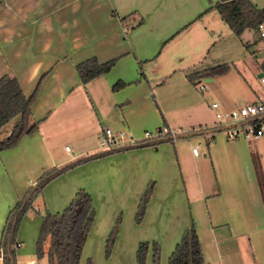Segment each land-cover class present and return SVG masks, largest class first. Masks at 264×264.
<instances>
[{"label":"crops","instance_id":"0c3cea01","mask_svg":"<svg viewBox=\"0 0 264 264\" xmlns=\"http://www.w3.org/2000/svg\"><path fill=\"white\" fill-rule=\"evenodd\" d=\"M251 1L264 6V0ZM210 2L0 0V76H15L26 96L34 94L30 109L33 119L39 120L33 133L0 150V222L5 208L25 195V174L39 177L46 168L101 153L59 173L45 185L43 196L47 209L60 211L77 188L90 192L95 198L93 220L99 242L120 213L115 240L121 247L114 251L112 262L135 264L137 243L156 239L160 264H168L176 242L193 220L206 263L264 264V203L252 159L253 145L244 139H228L221 126L203 129L204 120L214 112L211 106L197 101L179 110L185 114L178 124L196 130L188 142L204 139L202 162L195 160L199 150L182 156L177 150L178 138L110 150L98 146L104 126L127 128L139 137L143 130L158 128L161 117L166 126L182 128L167 120L166 102H160L155 87L175 71H179L176 75L182 77L184 89L190 87L197 95V90L204 93L209 88L220 108H232L238 100L255 97L257 92L235 88L232 67L221 75L187 77L209 66L202 60L221 19L215 9H209ZM137 13L153 15L158 22L150 36L133 23ZM175 30L189 32L186 38L190 39H184L171 53L161 49L159 53L161 40ZM92 56L102 62L114 58L115 63L83 84L75 65ZM162 59L167 60L164 70ZM117 81L124 85L114 89ZM189 158L194 160L190 163ZM259 165L264 178V161ZM151 182L144 221L129 225ZM45 240L43 254L47 257L49 238ZM30 260L37 264L31 258L22 261L28 264ZM150 262L151 249L146 256V263Z\"/></svg>","mask_w":264,"mask_h":264},{"label":"trees","instance_id":"16d2710c","mask_svg":"<svg viewBox=\"0 0 264 264\" xmlns=\"http://www.w3.org/2000/svg\"><path fill=\"white\" fill-rule=\"evenodd\" d=\"M210 8L218 12L221 19L236 36H240L245 29H252L253 33L258 35L257 39L262 40L258 34L257 26L260 22L264 21V6L258 7L251 0H217ZM114 63V58L102 62L92 56L78 62L75 65V70L80 81L85 84L92 78L106 73ZM230 68L226 64L188 73L187 77L190 80H194L196 77L221 75L227 73ZM123 85L124 82L117 81L112 87L118 89ZM33 98L34 94L26 96L23 93L15 76L10 74L0 76V130L6 123L13 122L8 134L0 138V150L16 145L23 135L31 134L37 129L39 120L33 119L30 109ZM216 127L219 128V125ZM187 131L194 132L196 130L190 129ZM187 131L186 133H188ZM164 140L172 139L169 136H163L152 140H143L132 146L156 144ZM99 155L101 153L70 162L63 167L50 168L36 179L35 185L30 186L22 199L8 212L0 237L2 264H16L15 247H17V242L14 238L20 218L27 207L32 204L34 196L41 191L45 183L75 164ZM252 159L254 162V157ZM254 168L264 203V178L259 172L258 164L256 165L254 163ZM152 189L153 184L151 182L147 185L139 199L136 209L137 221L143 215ZM93 216L94 210L91 195L82 188L78 189L74 197L61 211L55 213L45 211L42 214V224L37 241V253L39 255L43 254V241L48 237V264H79L81 251ZM118 223L119 220L115 222L107 239V252L113 243ZM149 249H151V262L149 264H160V245L156 241L152 242L151 246L148 241H140L138 243L136 248L137 264H147L146 256ZM88 264L90 263L88 262ZM168 264H209L204 260L200 240L193 220L190 221V224L184 229L179 241L176 242L168 257Z\"/></svg>","mask_w":264,"mask_h":264},{"label":"rangeland","instance_id":"374dc122","mask_svg":"<svg viewBox=\"0 0 264 264\" xmlns=\"http://www.w3.org/2000/svg\"><path fill=\"white\" fill-rule=\"evenodd\" d=\"M205 1H208V2L211 1L213 3L215 2V0H205ZM138 15H142V16H138ZM137 16L139 19L137 18ZM153 17H154L153 15H143V14L137 13L135 15V19L133 20V23L135 25L136 24L140 25L139 28L141 27V30H143V32L146 35L150 36L151 33H154L155 26L159 25L156 19H154ZM170 21L172 22L173 20L171 19ZM174 22L175 21H173V24ZM206 32L208 33V31ZM171 33L172 34H169V36L161 40L160 46L158 48L159 53L161 50H165V53H171V51H174L181 46L184 39H187V40L190 39V37L186 38L187 36L190 35V33L187 31L183 33V32H179V30L178 31L175 30ZM257 38H258V35L253 33L252 29H247L240 36H236L229 29L226 23H224L219 18L217 25L214 26V34H213V37L211 38L212 42L210 43L208 47V52H205L206 53L205 59L202 61H204L205 65L207 66L209 65L208 68L223 66L226 64L232 67L231 72L232 74H234L233 75L234 78H236V81L234 82V86L236 89L247 90L251 92V94L264 91V82L260 81V77H258L259 72L263 71L264 73V41L261 39H257ZM166 61L167 60H164V59L161 60V70H164V65ZM175 72H176L175 75H170L168 79H165L164 81H160V82L157 81L155 87L157 88L159 96L161 97L160 102L161 101H162L161 103H163V101L166 102L165 103V114H166L167 120L174 122L176 127L178 126L182 127L181 124H178V123L179 121L182 120L181 117L185 113L179 111L180 109L185 110L189 105L195 104L197 101L201 102L202 105L210 106L214 98L210 94L209 88H207L204 93H201L200 91L197 90L196 91L197 95L194 92L189 91L190 87H188V89H184L183 84L181 83L182 77H180L179 75H176L178 74L179 71H175ZM202 81L205 85L207 84V82L205 81V78H202ZM243 100L247 101L246 99H243ZM213 114L214 112L211 115H209L206 120H204L205 122H203L202 124V127L204 129L205 128L212 129L218 125ZM160 121H161L160 126L165 125L161 117H160ZM12 123L13 122L10 121L1 128L0 138L8 134V132L11 129ZM116 129H124L127 132L129 131L127 128H123V127L116 128ZM187 129H185L184 127L177 129L178 131H176V134L178 135L181 133H185ZM147 130L154 131L151 129H147ZM143 131L141 132L140 136L142 135ZM191 136L193 137V135H186V136L178 137L177 150L180 151L182 156L189 157V151L192 152L191 150L192 146L200 143V146L198 147L200 154L198 157H195V160L197 161L196 163L202 162L201 161V158H202L201 151L203 147L205 146L204 139L199 137V138L193 139L190 142H188V138H191ZM250 143L253 145L252 154L254 157V163H256V165L258 164L259 172L261 175H263L259 164L261 161L262 162L264 161V136H261L259 139H256V140H250ZM193 160L194 159L189 158L190 163ZM47 170L48 168H46L44 172ZM67 171L68 170L63 171L60 174H64ZM44 172H42V174ZM56 176H54L53 178H55ZM53 178H51L47 183H45V185L48 184ZM36 179H38V176L36 177L34 174L33 175L25 174L24 180L26 184L28 185L27 187L28 189L30 186L35 185ZM62 180H65V178ZM45 185L42 187L41 191L34 196L32 200V204L27 207V209L25 210V212L22 214L20 218L17 231L15 234V238H14L16 242L17 241L22 242L21 247H15V257L18 261L17 264H24L22 260L30 259V258L37 260V264H48L46 255L45 254L39 255L37 253V241H38L41 224H42L41 217H42V214L45 213V211H48L50 213H55L58 210L52 211L49 208L48 209L46 208L44 196H43V188L45 187ZM80 188L84 189L83 187H79L77 188V190ZM88 193L90 194V192ZM90 195L92 198V206H93L94 215H95L96 213L95 198L93 197L92 194ZM97 199H99L98 196L96 197V200ZM18 201H15L12 205L8 206L9 208L8 207L5 208L6 211L4 213V218L0 222V237H1L3 227L5 225L8 212L9 210L14 208V206L16 205ZM63 208H60V209L62 210ZM192 209H193V205H192ZM145 212H146V208L143 212L141 219L137 221L136 211H135L133 215H131L129 225L131 224V222L133 225H140L144 221ZM115 216L116 217H114L115 220H114L112 227H110L108 233L106 234V237L100 242L98 239V232L97 230H95L97 225L95 221L93 220V223H91L90 228L88 230L86 241L84 242V245H83V249L81 252L80 259H79V264H88V262L90 264H117V261L116 263H114L110 260V258H112L114 251H118L119 248L121 247V244L119 242L116 244V240H117L116 236H117L119 227H117V231H116V234L114 235L113 243L111 247L109 248L108 252H107V246H106L107 239L112 231V228L115 222L120 220L122 217L120 213H118ZM149 217H151L150 214L149 216H146V219ZM99 219H101V214H99ZM157 219L158 218H156V220ZM18 233H20L19 234L20 238L17 237ZM45 241H43V250H45V246H46ZM140 241H148L150 246L152 242L156 241L159 245V242L156 239L155 240L144 239ZM126 259L127 257L125 256L124 260L126 261ZM135 264H137L136 249H135Z\"/></svg>","mask_w":264,"mask_h":264},{"label":"built area","instance_id":"2783aa9c","mask_svg":"<svg viewBox=\"0 0 264 264\" xmlns=\"http://www.w3.org/2000/svg\"><path fill=\"white\" fill-rule=\"evenodd\" d=\"M258 34L264 41V21L257 26ZM264 82V74L260 76ZM204 89V86H200ZM214 109V117L226 137L231 140L244 139L256 140L264 136V91L255 95L250 101L238 100L232 108H220L217 101L210 104ZM176 131L166 125L156 128L154 131L144 130L142 135L137 137L130 131L114 129L104 126L98 139V146L101 149H114L128 145H134L151 137L161 138L163 136H175ZM199 144L192 146L193 154L198 153ZM69 149L68 146H65ZM19 243H17V246ZM33 260L28 261L32 264Z\"/></svg>","mask_w":264,"mask_h":264},{"label":"water","instance_id":"95a60500","mask_svg":"<svg viewBox=\"0 0 264 264\" xmlns=\"http://www.w3.org/2000/svg\"><path fill=\"white\" fill-rule=\"evenodd\" d=\"M261 75H262V72L259 73V76H261ZM192 133H194V132H188V133H183V134H178V135L176 134L175 136H170V138L171 139H176V138H178L180 136L191 135ZM88 156H90V155H87V156L83 157L82 159L87 158Z\"/></svg>","mask_w":264,"mask_h":264}]
</instances>
